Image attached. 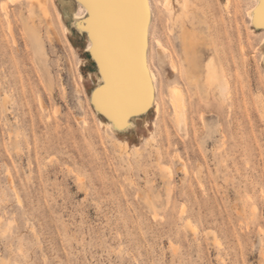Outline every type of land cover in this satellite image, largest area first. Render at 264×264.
<instances>
[{
  "label": "rangeland",
  "instance_id": "obj_1",
  "mask_svg": "<svg viewBox=\"0 0 264 264\" xmlns=\"http://www.w3.org/2000/svg\"><path fill=\"white\" fill-rule=\"evenodd\" d=\"M48 1L45 14L0 0V264H264V25L246 1L206 0L187 22L205 49L219 37L221 101L177 76L180 31L151 0L141 34L158 89L133 126L92 101L86 9L82 30ZM172 82L189 98L181 127Z\"/></svg>",
  "mask_w": 264,
  "mask_h": 264
},
{
  "label": "bare ground",
  "instance_id": "obj_2",
  "mask_svg": "<svg viewBox=\"0 0 264 264\" xmlns=\"http://www.w3.org/2000/svg\"><path fill=\"white\" fill-rule=\"evenodd\" d=\"M28 1L31 12L39 8L47 14L48 0ZM224 1L227 7L240 4L239 0ZM245 1L246 15L253 25L259 26L258 9L264 5V0ZM56 2L66 20L78 29L84 30L83 28L87 24V21L83 19V12L79 10L78 6H83L87 15H90L92 22L88 24L90 39L88 46L90 49H88L97 56L99 63L96 70L98 85L93 90L92 101L98 108L108 107L111 110L112 115L107 124L113 125L118 119L133 126L136 117L142 114L143 109L151 107L149 106L151 99L158 89L155 66L149 58V46L142 44L143 34L139 31L144 14L152 10L151 0H89L91 8L85 0H57ZM158 2L161 4V11H164L172 20L171 30L178 28L180 31L178 45L181 56L178 57L169 50L173 54L171 62L177 71V76L184 78L183 80L190 85L188 88L194 89L197 94L200 92L202 96L208 97L209 92L213 90L221 101L225 100L229 80L223 64V51L219 47V37L207 40L210 47L205 49L200 46L202 37L189 33L187 30V22L191 20V15L196 14V6L198 3L205 4L206 0H158ZM3 8L7 15L9 10L6 3L3 4ZM93 8L95 12H93ZM155 41L160 49L159 55L162 54L161 50L163 52L165 48H169V46L163 45L159 38H156ZM262 44H264V38ZM170 47L172 48V46ZM43 48L41 40L36 38L35 50L43 52ZM179 49L174 47L175 51ZM205 52L210 54L206 55ZM168 53L170 56V52ZM261 60L264 65V52L261 53ZM96 63L97 61H94V64ZM166 82L168 83L167 80ZM174 82L176 83L175 80ZM175 83L168 84L167 97L172 106L173 120L181 127L186 123L188 111H190L187 102L189 98H187V94L185 95V89H182L184 85L179 87L180 85H173ZM209 97L211 98V96ZM157 106L155 107L160 110V105L157 104ZM169 167L171 168V166ZM170 168L168 169L171 172Z\"/></svg>",
  "mask_w": 264,
  "mask_h": 264
},
{
  "label": "snow or ice",
  "instance_id": "obj_3",
  "mask_svg": "<svg viewBox=\"0 0 264 264\" xmlns=\"http://www.w3.org/2000/svg\"><path fill=\"white\" fill-rule=\"evenodd\" d=\"M85 2L86 3H89V7L90 8L92 7V5L89 2V0H85ZM0 7H3V5H0ZM92 10H93V12H95V9L94 8ZM258 22L261 25H264V5H261V7L258 9Z\"/></svg>",
  "mask_w": 264,
  "mask_h": 264
},
{
  "label": "water",
  "instance_id": "obj_4",
  "mask_svg": "<svg viewBox=\"0 0 264 264\" xmlns=\"http://www.w3.org/2000/svg\"><path fill=\"white\" fill-rule=\"evenodd\" d=\"M143 24H144V19L142 20V23H141V25H140V29H139L140 33H142L141 31H142V28H143ZM142 40H143V39H142Z\"/></svg>",
  "mask_w": 264,
  "mask_h": 264
}]
</instances>
